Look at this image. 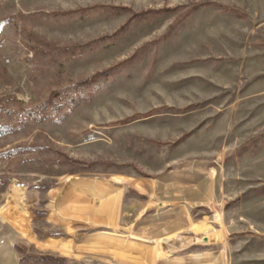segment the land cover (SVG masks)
<instances>
[{"label":"rangeland","instance_id":"1","mask_svg":"<svg viewBox=\"0 0 264 264\" xmlns=\"http://www.w3.org/2000/svg\"><path fill=\"white\" fill-rule=\"evenodd\" d=\"M0 154V264H264V0H0Z\"/></svg>","mask_w":264,"mask_h":264},{"label":"trees","instance_id":"2","mask_svg":"<svg viewBox=\"0 0 264 264\" xmlns=\"http://www.w3.org/2000/svg\"><path fill=\"white\" fill-rule=\"evenodd\" d=\"M9 153H12V151L6 152V153H4V155H8ZM0 155H3V154H0Z\"/></svg>","mask_w":264,"mask_h":264},{"label":"bare ground","instance_id":"3","mask_svg":"<svg viewBox=\"0 0 264 264\" xmlns=\"http://www.w3.org/2000/svg\"><path fill=\"white\" fill-rule=\"evenodd\" d=\"M78 198V197H77ZM93 209V208H92ZM95 212V211H94ZM103 218V217H102ZM106 218V217H105ZM101 219V218H100ZM26 229V228H25ZM204 229V228H203ZM22 231V230H21ZM102 245V244H101ZM122 256V255H121Z\"/></svg>","mask_w":264,"mask_h":264}]
</instances>
